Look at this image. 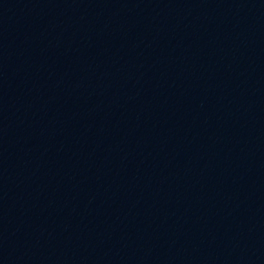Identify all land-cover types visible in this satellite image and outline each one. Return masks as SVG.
I'll return each instance as SVG.
<instances>
[{
    "label": "water",
    "instance_id": "obj_1",
    "mask_svg": "<svg viewBox=\"0 0 264 264\" xmlns=\"http://www.w3.org/2000/svg\"><path fill=\"white\" fill-rule=\"evenodd\" d=\"M0 264H264V0H0Z\"/></svg>",
    "mask_w": 264,
    "mask_h": 264
}]
</instances>
